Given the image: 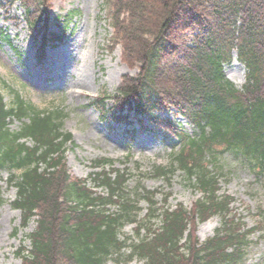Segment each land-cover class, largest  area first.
Segmentation results:
<instances>
[{"label": "trees", "instance_id": "16d2710c", "mask_svg": "<svg viewBox=\"0 0 264 264\" xmlns=\"http://www.w3.org/2000/svg\"><path fill=\"white\" fill-rule=\"evenodd\" d=\"M20 1L31 30L44 31L43 52L49 40L59 38L47 34L51 0ZM105 4L113 43L122 44L123 61L140 70L136 76L126 75L115 94L98 97L91 105L102 119L110 115L126 120L130 113L123 115L125 110L136 117L154 115L168 104L189 118L198 133H178L181 147L171 163L154 165L147 177L171 185L180 172L201 197L190 210L181 203L172 209L169 193L160 204V190L136 187L131 192V175L115 169V160L109 158L92 163L101 171L92 172L91 179L108 190L107 196L96 195L84 180H73L68 173L64 153L72 135L62 130L63 111L37 109L19 94L9 106L0 93V173L8 170V186L17 188L12 206L21 210V227L37 218L36 229L24 237L30 248L21 244L18 257L22 264H107L110 259L130 264L135 258L143 264H244L250 236L262 230L264 207H258V225L252 228L231 218L234 200L218 193L220 176L213 163L233 152L259 178L264 176V0ZM234 49L248 71L242 91L222 68ZM107 100H113L111 108ZM13 119L22 122L17 131L10 127ZM141 201L148 205L144 221L139 220ZM4 202L0 186V206ZM110 205L119 209L111 211ZM214 215L221 217V225L213 237L200 241L198 225ZM127 223L137 224L135 238L123 235Z\"/></svg>", "mask_w": 264, "mask_h": 264}, {"label": "rangeland", "instance_id": "374dc122", "mask_svg": "<svg viewBox=\"0 0 264 264\" xmlns=\"http://www.w3.org/2000/svg\"><path fill=\"white\" fill-rule=\"evenodd\" d=\"M51 2L49 31L59 33V27H64L65 35L60 43L47 47L41 63L37 60L41 36L29 29L21 2H1L0 27L4 36L0 38V92L7 103H13L17 92L38 109L63 111L62 130L72 134L71 141L65 145L69 173L74 180H86L87 187L95 192L107 195V190L98 188L90 177L95 170L92 162L109 158L116 161V169L132 175L128 182L131 192L136 187L159 189L163 196L160 194L158 200L169 193L171 206L183 203L188 209L193 207L200 193L188 185L181 173H176L171 185L146 176L154 164H169L172 154L179 149L180 140L172 128L167 129L164 122L153 123L147 117H136L134 113L126 120L131 123L109 116L102 119L100 110L91 106L90 102L97 97L115 94L125 75L132 76L140 70L137 64L132 68L122 60L121 45L111 44L114 31L108 11L102 9L104 0ZM229 65L245 82V66L239 61ZM108 103L109 107L113 105L111 100ZM165 107L171 106L168 104L161 109ZM161 115L168 117L183 132L194 134L193 126L186 119L176 117L170 111L161 112ZM20 126V121L11 123L13 130ZM217 165L221 174L220 193L229 194L235 201L230 206L231 218L241 219L248 227L255 226L259 220L257 208L264 206V178H256L248 162L235 153H225ZM15 172L20 174L21 171ZM8 177V170H3L0 186L5 203L0 206V264H21L16 251L24 235L32 232L36 223L32 222L14 234V229L20 226V212L11 205L16 198V189L8 186ZM141 207L140 218L146 213L147 203L143 201ZM116 209V206L112 207V210ZM220 223L221 218L214 216L200 224L197 237L201 241L211 237ZM210 224H216L212 232ZM133 228L134 225L127 226L124 234L132 236ZM251 240L244 264H264V233H255ZM25 244L29 246V241ZM107 264L122 263L110 259ZM132 264L141 263L134 261Z\"/></svg>", "mask_w": 264, "mask_h": 264}, {"label": "clouds", "instance_id": "9594fccd", "mask_svg": "<svg viewBox=\"0 0 264 264\" xmlns=\"http://www.w3.org/2000/svg\"><path fill=\"white\" fill-rule=\"evenodd\" d=\"M237 63H238V54H237L236 50L234 49L231 64L235 65ZM222 68L226 74V78L229 79L230 81H232V83L235 85V87L238 90L242 91L244 79L240 76V74L233 67H231L228 63H225L222 66Z\"/></svg>", "mask_w": 264, "mask_h": 264}, {"label": "bare ground", "instance_id": "6f19581e", "mask_svg": "<svg viewBox=\"0 0 264 264\" xmlns=\"http://www.w3.org/2000/svg\"><path fill=\"white\" fill-rule=\"evenodd\" d=\"M210 231L212 232L214 230V228L216 227V224H210Z\"/></svg>", "mask_w": 264, "mask_h": 264}]
</instances>
